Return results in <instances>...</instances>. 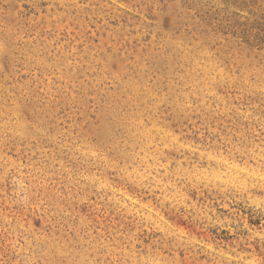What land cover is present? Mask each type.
I'll list each match as a JSON object with an SVG mask.
<instances>
[{
    "label": "rangeland",
    "instance_id": "obj_1",
    "mask_svg": "<svg viewBox=\"0 0 264 264\" xmlns=\"http://www.w3.org/2000/svg\"><path fill=\"white\" fill-rule=\"evenodd\" d=\"M0 264H264V0H0Z\"/></svg>",
    "mask_w": 264,
    "mask_h": 264
}]
</instances>
